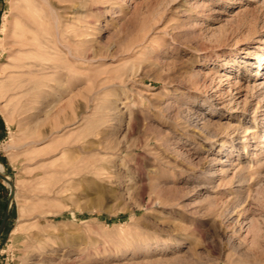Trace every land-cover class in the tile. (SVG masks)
I'll return each mask as SVG.
<instances>
[{"label": "rangeland", "instance_id": "obj_1", "mask_svg": "<svg viewBox=\"0 0 264 264\" xmlns=\"http://www.w3.org/2000/svg\"><path fill=\"white\" fill-rule=\"evenodd\" d=\"M3 24L0 264H264V0H0Z\"/></svg>", "mask_w": 264, "mask_h": 264}, {"label": "water", "instance_id": "obj_2", "mask_svg": "<svg viewBox=\"0 0 264 264\" xmlns=\"http://www.w3.org/2000/svg\"><path fill=\"white\" fill-rule=\"evenodd\" d=\"M0 178L2 180H4L9 185V192H8V197H7L6 208L3 212V215H2L1 220H0V233H1V231L4 227V224H5V221H6V217L8 214L10 203L13 199V181L9 176L3 174L2 172H0Z\"/></svg>", "mask_w": 264, "mask_h": 264}, {"label": "bare ground", "instance_id": "obj_3", "mask_svg": "<svg viewBox=\"0 0 264 264\" xmlns=\"http://www.w3.org/2000/svg\"><path fill=\"white\" fill-rule=\"evenodd\" d=\"M19 27V26H18ZM20 28V27H19ZM21 29V28H20ZM17 31H19V30H17ZM46 31V30H45ZM22 32H24V31H22ZM26 34H28V33H26ZM25 34V39H30V36H29V38L27 37L28 35H26ZM0 35H1V37H0V39H2L3 37L5 38V36H6V27L4 26V24L1 26V28H0ZM3 36V37H2ZM21 36V35H20ZM24 36V35H23ZM22 36V37H23ZM34 37V36H33ZM54 38H56V36L54 37ZM53 38V39H54ZM33 40V39H32ZM34 41V40H33ZM54 42V41H53ZM52 42V43H53ZM55 42H57V41H55ZM23 44H27V43H30V44H34V45H36V46H41V43L39 42V41H35V42H27V41H23L22 42ZM22 43H19V44H22ZM48 44V43H47ZM26 47V46H25ZM28 48H29V46H28ZM31 48V47H30ZM39 50H40V48H38ZM30 50V49H29ZM34 50H36V49H34ZM50 50V49H49ZM68 51H69V49H68ZM40 52V51H39ZM32 54H33V52H32ZM54 54V53H53ZM36 55V54H35ZM40 56V55H39ZM39 56H36V57H39ZM42 56V55H41ZM44 56H47V54H44ZM52 56V55H51ZM51 56L49 57L50 59H51ZM54 56V55H53ZM53 56H52V58H53ZM34 57V56H33ZM36 57H34V58H36ZM48 57V56H47ZM39 58H41V57H39ZM37 59V58H36ZM54 59V58H53ZM38 60H40V59H38ZM41 60H43V59H41ZM48 60V59H47ZM43 62V61H42ZM40 63V62H39ZM21 67V66H20ZM32 68V67H31ZM258 74H260L259 72H257L256 73V75H258ZM41 78V77H40ZM39 79V78H38ZM42 79V78H41ZM33 80H34V78H33ZM41 82V81H40ZM39 89V88H38ZM41 89V88H40ZM247 138V137H246ZM0 172H2V166L0 165Z\"/></svg>", "mask_w": 264, "mask_h": 264}]
</instances>
